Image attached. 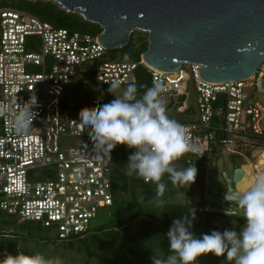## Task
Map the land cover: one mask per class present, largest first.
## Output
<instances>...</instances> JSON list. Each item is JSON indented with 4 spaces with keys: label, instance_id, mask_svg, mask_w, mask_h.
I'll return each mask as SVG.
<instances>
[{
    "label": "built area",
    "instance_id": "built-area-1",
    "mask_svg": "<svg viewBox=\"0 0 264 264\" xmlns=\"http://www.w3.org/2000/svg\"><path fill=\"white\" fill-rule=\"evenodd\" d=\"M106 53L98 36L58 29L28 13L0 9V210L20 223L39 224L60 241L88 233L100 212L115 204L112 161L91 151L90 130L79 123V114L63 106L67 89L89 66L97 87L136 85L140 65L149 72L150 86L164 84L167 114L181 119L176 121L195 148L186 153L190 157L211 161L223 147L230 158L248 164L264 151V142L259 141L264 138V105L256 97L264 95V66L245 81L211 84L200 78L196 65L165 73L147 68L142 61L108 62ZM189 81L197 94L195 108L188 102ZM32 96L38 115L27 134H17L14 113ZM98 106L99 101L93 100L92 107ZM66 138L80 143L63 149ZM213 208L208 203L205 211Z\"/></svg>",
    "mask_w": 264,
    "mask_h": 264
},
{
    "label": "clouds",
    "instance_id": "clouds-1",
    "mask_svg": "<svg viewBox=\"0 0 264 264\" xmlns=\"http://www.w3.org/2000/svg\"><path fill=\"white\" fill-rule=\"evenodd\" d=\"M125 61L130 56L125 53ZM110 86L114 97L103 104L95 113L84 109L79 113V123L90 130L91 151L100 159L111 162V153L118 145L133 149L126 164V174L137 176L156 187L157 207H163L167 185L164 178L172 183H195V165L179 170L175 162L187 152L195 151L188 142L185 128L167 114L162 93L166 86L153 82L138 94L134 83L128 84L118 94ZM36 97L32 96L19 111L14 113L13 124L17 134H27L38 113L33 110ZM224 199L234 201L242 209L245 223L239 229L211 231L197 237L193 231L196 210L191 208L181 219L172 222L166 234L168 252L153 253L152 264H198L201 257L211 254L223 257L228 264H264V176L244 193L229 192ZM151 203V201H150ZM233 212L225 210L226 216ZM0 264H61L58 259H46L42 254L16 255L5 253ZM223 264V262H222Z\"/></svg>",
    "mask_w": 264,
    "mask_h": 264
},
{
    "label": "water",
    "instance_id": "water-1",
    "mask_svg": "<svg viewBox=\"0 0 264 264\" xmlns=\"http://www.w3.org/2000/svg\"><path fill=\"white\" fill-rule=\"evenodd\" d=\"M42 1L100 26L98 40L107 52L127 47L135 32L146 34L148 50L141 61L154 71L173 73L196 65L203 81L222 84L245 81L264 65V0ZM242 177V168H235L232 178L224 173L225 195L236 193ZM208 185L213 211L225 214L235 202L224 199L216 178Z\"/></svg>",
    "mask_w": 264,
    "mask_h": 264
},
{
    "label": "trees",
    "instance_id": "trees-1",
    "mask_svg": "<svg viewBox=\"0 0 264 264\" xmlns=\"http://www.w3.org/2000/svg\"><path fill=\"white\" fill-rule=\"evenodd\" d=\"M0 9H11L28 13L58 29H67L72 32L88 34L94 37L99 36L102 33L100 26L86 22L78 14L67 13L52 1L41 0L33 2L31 0H0ZM147 50V38L144 33L138 32L131 36L130 44L127 47L121 50L109 51L106 53L105 58L108 62L140 64L141 56ZM125 53L130 56L129 61L123 59ZM136 76L138 82L135 86L138 89V94H143V92L146 91L145 87H150L149 72L144 66L140 65L136 71ZM72 85H77L78 89L86 86H89L92 89L85 93V97L82 98V103L79 106H75L73 110H71L73 97L67 93L68 91H66L63 97L64 109H70L74 114H79L84 109L91 112H97L103 104L110 103L114 99L109 92V86L97 87L95 82V71L91 66L81 71L71 86ZM93 100L99 101L98 107H92ZM178 121L182 122L181 119ZM259 141L264 142V138ZM133 151L134 150L126 151L124 145H118L111 153V161L114 169V198L117 193H122L134 198L138 195L137 187L141 186L144 195V207H137L134 205L127 215L106 224L95 226L88 233L68 240L71 249H74L75 243H79L80 252H83L88 256H93L95 253L93 252V249L96 248L97 250L98 243L104 238L106 240L115 241L126 258L137 257L142 253L143 247L154 238L155 221L157 218L162 219L163 226L168 231L172 226V222L176 219L183 218L190 207L196 210V219L193 221L192 228H200L199 226H196L197 219H206L205 224L201 227L202 229H207L213 224L214 212L205 211V206L208 204L205 188L207 171L209 168V161H207L206 157L196 158L185 154L175 162V165L179 170L195 165L197 168L195 183L189 186L187 183L180 184L171 182L172 185L170 189L167 187V190L162 197L165 201L164 206L157 207L155 203L153 204L154 200L157 198L155 184L144 183L142 178H138L135 175L128 176L126 174L128 157ZM178 192L183 193L185 199L184 204H179L175 201ZM114 206L111 208V216L114 214ZM5 218L6 214L0 210V260L4 259L5 253L16 255L18 252V242L16 241L17 236L11 238L8 236L9 234L3 232V229L10 225ZM137 221L140 222V236L134 237L130 234V230ZM12 225L20 227V229L26 231L28 234L32 233V226L37 225L39 230L51 234L52 238L49 237V239H46L47 243L60 241L54 237L52 231L42 228V226L37 223H20L18 221ZM166 234L167 233L159 236L158 240L154 239L159 253L166 254L168 252Z\"/></svg>",
    "mask_w": 264,
    "mask_h": 264
},
{
    "label": "rangeland",
    "instance_id": "rangeland-1",
    "mask_svg": "<svg viewBox=\"0 0 264 264\" xmlns=\"http://www.w3.org/2000/svg\"><path fill=\"white\" fill-rule=\"evenodd\" d=\"M138 32H135V34ZM147 38V35L144 34ZM264 66V65H263ZM185 70L190 73V68L185 67ZM126 86H119L118 88L114 87L113 91L115 93H119ZM91 87H84L78 89L77 85H72L68 88V92L72 97V106L71 110L75 108V106H79L82 103V98L85 97V93L89 92ZM189 99L188 102L191 104V107L195 108L197 105L196 102V92L194 89V85L192 81H189ZM258 101L264 105V95L257 94L256 95ZM85 106V104H84ZM183 114H176L177 117L181 118ZM186 117V116H182ZM80 143V140L77 138H66L62 140V148L69 149L71 147H76ZM237 167H241L246 172V178L241 183L239 187H243L248 177L253 172L249 165L244 164L241 161L230 158V156L225 152V149L221 147L217 151L214 152L213 159L209 161V168L207 171L206 177V188L205 194L208 195V203L215 207L211 198L213 196V191L209 187V181L212 178H216L218 185L222 189V196H224L227 192L228 185L224 178V173H227L230 178L233 177L234 169ZM257 170L262 173L264 176V170L260 167ZM258 180V179H257ZM164 182L166 183L168 189L171 187V181L168 180L167 177L164 178ZM138 195L132 198L122 193H117L115 195V206L113 208L114 214L111 216L109 211L102 210L98 217V220L95 226H100L106 224L110 221L116 220L120 217L127 215L131 208L135 205L137 207H144V195L143 189L141 186L137 187ZM156 200V199H155ZM154 200V201H155ZM175 201L179 204H184L185 199L184 195L181 192L177 193ZM154 204V202H153ZM228 211L235 213V215L226 216L225 214L215 213L214 211V221L213 224L207 228L202 229L201 227L205 224V220H196V226L200 228H192L193 233L200 237L202 234L211 233V231H221L223 232L225 229H235L239 231V229L244 225L245 220L242 215V209H240L236 203H229L226 209ZM6 214V213H5ZM6 221L10 224L3 229L5 234H9L11 238L17 236L16 241L18 242V252H23L27 255L32 254H42L46 259H58L61 264H152L151 256L153 253L159 252L157 245L154 242L158 240L159 236L167 233L168 231L163 226V221L160 218L156 219L155 224V232L153 235V239L147 243L142 250V253L137 257H128L124 256V253L120 250L119 245L115 241H110L106 239H101L100 243H98L97 250L93 249V256H88L87 254L79 251V243L74 244V249H71L69 241H58L53 243H47L46 239L51 237L49 232H44L39 230L37 225L32 226V233L28 234L26 231L20 229V227L15 225V222H18L17 218L7 216ZM130 234L134 237L140 236V222L137 221L131 228ZM52 238V237H51ZM117 244V245H116ZM224 258H217L211 254L203 256L199 259L198 264H228L227 261H223Z\"/></svg>",
    "mask_w": 264,
    "mask_h": 264
},
{
    "label": "flooded vegetation",
    "instance_id": "flooded-vegetation-1",
    "mask_svg": "<svg viewBox=\"0 0 264 264\" xmlns=\"http://www.w3.org/2000/svg\"><path fill=\"white\" fill-rule=\"evenodd\" d=\"M245 178H246V172L244 171V175H243V177L241 179V182L235 185L236 193H241L242 194V193L246 192L257 181L256 174L252 173V174L249 175L248 180L246 181V183L244 184V186L243 187H239L241 185V183L245 180Z\"/></svg>",
    "mask_w": 264,
    "mask_h": 264
},
{
    "label": "bare ground",
    "instance_id": "bare-ground-1",
    "mask_svg": "<svg viewBox=\"0 0 264 264\" xmlns=\"http://www.w3.org/2000/svg\"><path fill=\"white\" fill-rule=\"evenodd\" d=\"M247 165H249V167L251 168V171L256 174L257 179L262 177V173H260L257 168L260 167L261 169L264 170V151L260 154L259 158L255 161V162H250ZM256 171V173H255ZM243 175H244V171H243ZM240 181H238L236 184L240 183Z\"/></svg>",
    "mask_w": 264,
    "mask_h": 264
}]
</instances>
